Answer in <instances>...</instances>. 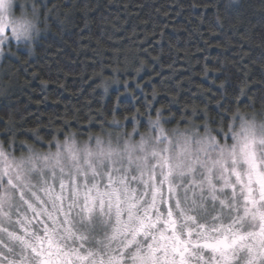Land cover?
<instances>
[{"label":"snow or ice","instance_id":"obj_1","mask_svg":"<svg viewBox=\"0 0 264 264\" xmlns=\"http://www.w3.org/2000/svg\"><path fill=\"white\" fill-rule=\"evenodd\" d=\"M26 28L0 16V50ZM95 75L105 94L119 83ZM156 95L125 117L131 132L79 141L58 129L47 151L22 142L29 154L19 158L0 142V264H264V125L258 131L239 107L229 112L225 97L219 119L206 109L200 124L181 115L185 126L170 134L175 115L163 112L177 101L153 108ZM0 124L12 147L15 125Z\"/></svg>","mask_w":264,"mask_h":264},{"label":"trees","instance_id":"obj_2","mask_svg":"<svg viewBox=\"0 0 264 264\" xmlns=\"http://www.w3.org/2000/svg\"><path fill=\"white\" fill-rule=\"evenodd\" d=\"M40 2L51 9V29L42 33L35 53L20 47L15 56L7 53L0 61V118L11 120L17 131L12 147L8 137L0 136V142L16 157L29 154L22 142L47 151L45 143L58 129L76 133L79 141L107 131L131 132L133 125L125 117L137 109L144 112V95L152 100L154 90L153 108L167 109L170 100L177 101L163 112L165 118L175 115L166 128L178 123L183 128L181 115L203 123L205 109L219 119L216 102L225 97L229 112L264 109V0ZM113 68L121 71L114 74ZM98 73L118 76L119 83L105 94L96 87ZM241 87L246 92L242 97ZM113 119L124 128L112 125Z\"/></svg>","mask_w":264,"mask_h":264},{"label":"clouds","instance_id":"obj_3","mask_svg":"<svg viewBox=\"0 0 264 264\" xmlns=\"http://www.w3.org/2000/svg\"><path fill=\"white\" fill-rule=\"evenodd\" d=\"M51 9L45 10L40 0H4V5L0 8V16H7L10 26H18L26 24V31L21 32L19 40L15 37L11 41H15L19 47L28 50L29 54H34L36 50V42L42 33L51 29V22L48 20V13ZM7 53H16L13 46L4 47L0 50V60ZM109 81H114V77H104ZM249 122L253 123L259 131L261 125H264V109L259 112L248 111L242 112ZM169 133H171V128Z\"/></svg>","mask_w":264,"mask_h":264},{"label":"rangeland","instance_id":"obj_4","mask_svg":"<svg viewBox=\"0 0 264 264\" xmlns=\"http://www.w3.org/2000/svg\"><path fill=\"white\" fill-rule=\"evenodd\" d=\"M233 1H238V0H233ZM11 45L13 46L14 50H17L19 49L20 47L16 44L15 41H11ZM1 61V60H0ZM28 154L24 155V156H27ZM19 158V157H18Z\"/></svg>","mask_w":264,"mask_h":264}]
</instances>
